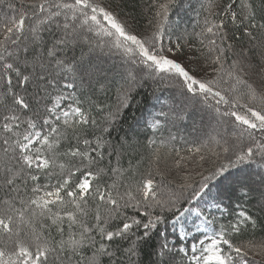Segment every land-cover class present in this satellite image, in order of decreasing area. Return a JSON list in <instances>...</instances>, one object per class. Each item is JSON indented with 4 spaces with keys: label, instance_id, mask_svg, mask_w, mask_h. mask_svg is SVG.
<instances>
[{
    "label": "snow or ice",
    "instance_id": "6c2138e0",
    "mask_svg": "<svg viewBox=\"0 0 264 264\" xmlns=\"http://www.w3.org/2000/svg\"><path fill=\"white\" fill-rule=\"evenodd\" d=\"M174 4L148 0L147 27L137 30L111 0H0V264H132L139 241L169 223L180 224L177 244L165 236L159 264H172L177 253L187 264L264 257V242H234L255 224L247 211L223 224L205 207L211 181L238 165L264 170V0H203L195 28L179 35L169 24ZM232 27L256 41L248 55L228 43ZM185 46L199 54L187 64L175 58ZM96 53L117 56L128 69L117 112L140 82H166L211 114L212 134L184 156L153 141L157 168L139 178L119 161L112 166L120 153L105 139L109 120L102 124L77 95L78 82H99ZM167 159L178 170L209 165L207 174L165 182L159 164ZM210 206L224 216L215 197Z\"/></svg>",
    "mask_w": 264,
    "mask_h": 264
},
{
    "label": "trees",
    "instance_id": "16d2710c",
    "mask_svg": "<svg viewBox=\"0 0 264 264\" xmlns=\"http://www.w3.org/2000/svg\"><path fill=\"white\" fill-rule=\"evenodd\" d=\"M105 2L107 3L108 0H105ZM111 2L119 6V13L132 27L137 30H142L147 27L149 17L146 5L148 4V0H111ZM202 2L203 0H175V4L170 10L169 24H172L171 30L174 31L176 35H179L184 30L191 32L192 29L195 28L198 13L200 12V4ZM258 2L259 0H257V3ZM199 19L201 22L203 21L202 16H200ZM259 22V17H257V23ZM198 30L199 29H197V31ZM252 31L256 37H261V32L259 30L253 29ZM242 33V29L237 32L235 28L232 27L230 35H232L233 38L229 40L228 43L232 44L237 52L243 50L244 54L248 55V49L252 48L256 41L254 40L250 44L249 37L243 36ZM172 38L175 40V36ZM77 55H79V50H77ZM197 55L199 54L196 53L195 56ZM109 58L115 61V65L107 66L105 70V79L103 78V80L99 82H91V84L87 86H79L81 89L77 88V95L84 104V107L90 110L92 115L100 120L102 124L105 118L109 120L106 126L110 128L111 135L106 136L105 139L110 140L111 144L115 145L117 151L120 153L118 156L111 157L112 166H116L119 161V165L123 169L136 171L137 178H139V173H145L149 169L155 171L157 168V165L151 159L154 151L152 146L153 141H155L157 147L163 144L169 149H179L180 154H184L189 147L199 146V144L207 140V137L193 139L183 138V134L181 135V133H179L180 131L172 124L173 120L176 119L174 115L177 113L176 108H172L169 111L168 119L165 120L162 114L166 113V109L171 102L175 104L174 101H176L175 98L177 94V92L168 87L165 82H153L151 84L152 86H149L146 82L131 93L130 99L126 102L127 106L120 107L119 112H117L119 99H122V97L119 96L118 90L124 85L123 78L128 70L120 67L117 61L119 57L117 58L112 55ZM256 60L260 61L258 54L256 55ZM231 62V60L228 61V63ZM92 63L94 64V62ZM202 74L203 73H201V75ZM124 86L127 87V85ZM154 102H156L155 105L152 104ZM182 104L184 103L180 102V105ZM89 105H96L97 107L89 108ZM100 107L103 108V112H100ZM190 107L192 108V106ZM185 108L186 107H180V111L182 112ZM110 113L114 114V116L110 115ZM155 114H157V116ZM148 115H151L150 119H148ZM176 120L178 121L177 124L181 121H184L183 124L185 125L188 124L186 119ZM139 123L140 125H138ZM154 123H157L156 128L152 127ZM121 144L124 145L123 149L120 148ZM108 151L110 152L111 149ZM163 151L164 149H162V152ZM172 155H174V153ZM108 164L109 156L106 153L102 166ZM167 164L168 159L162 160L159 164V168L161 166L166 167ZM241 166L243 165H238L236 168L231 169V176L228 175L226 179L219 180V183H217L216 180L210 182L213 184L211 197H215L219 200L221 207L225 208L223 217H221V214L216 210L211 211V213L217 217L220 223L228 224L231 222L236 212L241 209L247 211L252 216L255 224L253 226L250 223L242 235L235 237L234 242H264V210H262L264 209V188L260 187L262 184L260 176L264 175V170L260 171L255 165V173H260V179L255 181V183L245 181V178L237 180L236 177L239 175H237L238 172L236 169ZM244 168L249 167L244 166ZM161 172L164 174V181L168 182L165 178L167 177L166 172ZM156 179L157 182H160L161 177L157 176ZM52 182L55 183V181ZM108 182L111 183V180ZM211 197H207L210 204ZM132 214V212H129V215ZM177 234L176 228H173L170 223L160 224L158 229L150 235V238L141 239L139 241L137 254L132 257V264H159L160 245L164 243L165 236L169 246H172L173 244H177ZM135 239L136 237H133V240ZM121 243L123 244V242ZM180 243L187 245L190 244V241H183ZM125 247H127V245H125ZM173 251L175 252V249ZM253 260L255 264H258L256 259ZM125 264H127V261ZM172 264H187V258L184 257L182 253H177L173 258Z\"/></svg>",
    "mask_w": 264,
    "mask_h": 264
},
{
    "label": "rangeland",
    "instance_id": "374dc122",
    "mask_svg": "<svg viewBox=\"0 0 264 264\" xmlns=\"http://www.w3.org/2000/svg\"><path fill=\"white\" fill-rule=\"evenodd\" d=\"M170 26H172V24H170ZM166 41H167V38H166ZM193 52H194V49H189L188 47H185L184 52L183 53H177L175 55V58L178 59V60H183L187 64L188 60H195L196 56L193 54ZM111 56L107 55V54H104V53H96L92 57V62H94L93 65L96 68L99 69V73H98L99 81H102L103 78L105 79V77H106L105 70H106L107 66L108 65H111V66L115 65L114 64L115 61H112V59L109 58ZM117 61H118V64L120 65V67L124 68L125 70H128L122 64V61L120 60V58L117 59ZM188 66L192 67V65H188ZM94 81H97V80L93 79L91 82H94ZM152 83H153V81L151 79L147 80V84L149 86H152L151 85ZM89 84H91V83H85L84 86H87ZM144 84H145L144 82H140L138 84V86H134L132 88L131 93L136 91L140 86H142ZM165 84H166V82H165ZM79 86H81L80 84L78 85V88L81 89ZM79 89H78V91H79ZM175 100H176V101H174L175 104H173V102H171L169 104V106L166 109V113L169 114V111L172 108H176L177 112H181L180 111V107H186L185 110H183V111H186L188 113V115L186 117V121L188 122V124H186V125L183 124L184 121H181L179 124H177L178 121L176 119H174L173 123H172L175 126V128L178 131H180L179 133H181V135L183 134V138L184 139H187V138H189V139L203 138V137H208L209 135L212 134V129H213V127L215 125H214V122L212 121V117H211L210 113L201 110L199 106L193 107V103L194 102L186 101L183 97H181L179 95L178 92L176 94ZM180 102L184 103V104L180 105ZM152 104L155 105L156 102H154ZM190 106H192V108ZM188 110H189V112H188ZM155 115L157 116V114H155ZM150 118H151V115H148V119H150ZM138 125H140V123ZM184 155H187V150H186V152L184 154H181V156H184ZM175 158L178 159L179 157H175ZM196 159H197V161L199 160L198 157ZM208 166L209 165H205L204 168H200V167L197 166L196 163H193L191 165H184V166H182V169L178 170V169L173 167L172 159H168L167 166L166 167H162L161 166L159 169H160V171L166 172L167 175L166 174L165 175L167 177H165V178H166L167 181H172L173 183H179V182L182 181V178L185 175H191L193 180H199L200 179V175H198V173L204 171ZM254 168H255V165H253L252 167H249V168H244V166L238 167L236 169V171L238 172L237 175H239V176H237L236 179L238 180L240 178H245V181H249V182H254L255 183V181L259 180L262 176H260V178H259V174L255 173ZM170 169H171V175H169V170ZM185 169H186V171H185ZM204 174H207V172L204 171ZM261 181H262V184L260 185V187L264 188V179L261 178ZM254 183H251V184H254ZM205 199L208 200L207 197ZM205 207L208 208L209 212L215 210L214 208H212L210 206V201H209V205H205ZM185 223L191 224V218H189L187 221H185ZM175 228H176L177 232H179L180 231V224H177ZM251 258L256 259L258 264H264V257H261L259 255H255V256H252Z\"/></svg>",
    "mask_w": 264,
    "mask_h": 264
}]
</instances>
